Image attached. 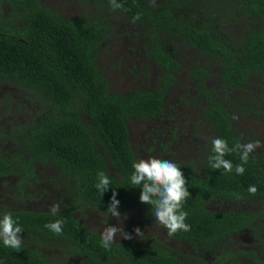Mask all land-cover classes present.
Returning <instances> with one entry per match:
<instances>
[{
    "label": "trees",
    "instance_id": "1",
    "mask_svg": "<svg viewBox=\"0 0 264 264\" xmlns=\"http://www.w3.org/2000/svg\"><path fill=\"white\" fill-rule=\"evenodd\" d=\"M83 2L95 6L98 14L123 15L129 23L140 14L133 24L145 29L146 52L158 67V81L154 89L138 87L128 93L112 89L100 69V51L110 33L104 19H97L99 15L66 19L38 0H0V83L28 91L31 104L39 97L30 120L12 129L0 123V137H15L20 146L11 153L18 154L16 158L0 151V176L17 175L12 187L25 188L31 179L36 181V165L50 161L65 170V176L76 179L65 211L52 215L16 207L7 210L23 228V249L17 252L0 241V264H64L40 248L29 249L24 236L42 247L47 245L43 239L58 244L55 247L68 255L77 249L89 264H118L121 258V264H210L207 259L181 257L160 243L121 245L123 253L117 255V246L105 249L76 213L87 207L108 223L111 215L101 212L108 208L113 190L120 204L152 208L140 202L141 189L130 183L132 164L136 154H142V146L139 139L132 148L129 126H136L135 119L163 117L173 108L168 104L177 90L180 101L192 107L191 114L181 111L179 117L186 127L194 120L191 132L198 140L191 146L196 144L200 154L198 160L176 163L191 195L183 204L190 231L175 236L197 246L230 240L234 234L255 232L263 225L262 208L215 212L208 207L213 200H234L237 193L253 196L247 191L250 185L258 188L254 196L264 200V148L259 157L249 158L242 175L210 169L208 156L212 138L225 139L229 147L257 139L256 132L241 134L235 129L237 123L256 124L263 134L264 0H155L156 7L149 0H118L124 8L115 10L110 0ZM197 105L200 111L194 119ZM204 126L213 134L206 139L200 133ZM161 146L167 149L163 142ZM186 150L190 149L185 146ZM225 158L234 168L241 163L237 153ZM100 171L111 180L102 195L95 187ZM57 219L64 221L62 234L45 227ZM262 247L263 252L257 253L228 245L212 264H237L233 259L239 253L248 254L253 264H264Z\"/></svg>",
    "mask_w": 264,
    "mask_h": 264
},
{
    "label": "flooded vegetation",
    "instance_id": "2",
    "mask_svg": "<svg viewBox=\"0 0 264 264\" xmlns=\"http://www.w3.org/2000/svg\"><path fill=\"white\" fill-rule=\"evenodd\" d=\"M38 1L43 6L55 9L60 15H62L66 19H85L88 16V14L85 12L87 9L84 7L77 6L78 13L76 14V16L71 17L68 11L53 6V3L48 2L49 0ZM81 1L58 0V3L61 4L74 2V5H76ZM92 10H94V14L97 16L99 12L97 11V8L95 6H92ZM109 33H111V31L108 32V34ZM144 41L145 42H140L143 46L137 44L133 45V47L130 49V53L138 58L136 59L135 63H129V69L131 70H129L128 72L133 78V81L139 82L136 86H133L128 91L123 92L128 93L129 91L135 90L138 87L145 89H154L156 87V83L158 81L159 76V70L156 64L151 60L150 56H148L146 52V47L149 46L147 44L148 40ZM145 54L146 58L152 61L157 67V77H154L153 72L149 68L145 69L144 67H142L141 64H143L145 60ZM179 94H181V91H178L176 93L177 101H171L170 104H168V107L171 106L173 108L167 109L163 117H152L146 120L135 119L133 120V122L137 123L136 127L133 128V126H129V137L130 142L132 143V148H136V145L133 141V135L134 140H136L137 137L141 138L140 145L142 146V148L140 152H142V154H136L137 160L141 158L147 159L149 157H155L158 159H168L174 161L175 163H178L180 160H198L200 152L197 150L196 144L193 145V148L191 146L192 142H197L198 140L192 137L191 131H193L192 128L194 120L192 119V123L189 125V127H186V125H182V123H184V120L179 117L181 111H187V113L191 114L192 107L190 105H186V103L181 102L178 96ZM29 95V92H25L20 87L13 86L12 84L6 82L0 83V123L2 128L12 129L13 127L18 126V123H25L20 122V120H18V122H16V120H5V115L7 116V114L10 112V114L15 117L18 114L23 113L24 109L20 111L19 108H24L26 105V109L30 112L32 111L30 116L28 117V120L31 119L32 113L37 111V105L39 104L37 101L39 97H37L35 101L31 104V101L28 98ZM199 111L200 110L197 105V108L193 113L194 119L199 114ZM253 128L256 129L254 130ZM235 129H238V131L245 137L249 133L253 134V132H256L259 134V136H256L257 134H255L257 138L256 140L264 142V139H262L263 135H261L260 129L257 128L256 124L244 121L241 123H237V125H235ZM166 132L167 135L163 136V134ZM186 132H188V134L184 135V133ZM200 133H203L202 137H205V139L208 136L213 135L206 126L200 129ZM251 139H253V137ZM16 140L17 139H15V137H0V141L5 142L4 144H0V151L7 152L8 154L4 155L10 156V158H16L18 154H11L16 151V147H20L18 144L15 143ZM162 142L167 145L166 150H163V147L161 146ZM248 142H252V140L247 139V143ZM183 145L184 149L185 146H187L190 150L182 152L180 150V147H182ZM261 149L262 148L257 149L256 152L252 153L250 157H259V155L262 153ZM183 154L186 155L187 158H184ZM63 171L65 170L55 166V164L50 161L45 166L37 164L36 172L38 176L37 178H35L36 181L34 182L33 179H31L30 183H27L25 188L12 187L14 185L13 181L18 179L17 175L0 176V214L6 212L7 210H12L10 209L11 207H16L17 210L24 209L26 211L32 212L50 213V206L54 203H59L61 206L60 211H65L66 205H68L69 202L68 199H70L69 197L72 193V188H74V184L76 183V179L65 176L62 173ZM199 173L200 175L204 174L202 170H200ZM130 205L131 204L129 202L120 204L118 206L119 211L122 213V215L126 214L127 216V219L123 220L122 226L125 231L132 234L133 238H117V241L113 243V245L117 246V255L123 253L121 245L132 244L140 247H145L150 246L152 244L156 245L159 243L163 248L169 251L173 250L176 253H179L181 257L193 259L194 261L198 258L207 259L210 264H212L213 261H216V255H220L221 249L223 247L226 248L228 245H237L239 249H242L244 251H255L257 253L263 252L262 246H264V243L260 238H264V231H262L264 225V217L262 219L263 225H260V227H258L255 232H251V230H246V232L244 233L234 234L230 240L224 239L222 241L207 243L205 245L199 244L196 246V244L180 239L175 235L169 236L166 228L154 223L155 216L153 215L151 208H131ZM263 205L264 200L257 196H242V199L235 198L231 201L224 199L213 200L208 208L211 211L215 212H225L227 210L229 211L237 209L239 211L251 210L257 212L260 208L264 210ZM90 214L96 216L95 221L91 222L89 220L88 215ZM76 216L80 219L81 224H83L89 231L93 232L97 236H99L100 231L107 224H120V221H118L115 217L112 216H110L111 221H108V223L103 222V220L100 218L99 215H97L95 211L89 210V208L87 207L86 210H84L83 212L76 213ZM136 227H139L144 232L143 238L138 237L134 232V229ZM21 235L23 236L24 234L21 233ZM26 238L28 240L26 242V246L29 249L32 248V250H36V248H40V250H43L45 254H47L50 258L53 254H56V252L54 251L55 249L60 251L61 253H64L59 249V247H55L58 246V244H55L48 240L43 239V242L47 245L42 247L41 245H36L35 243H33L30 237L24 236V239ZM76 250L77 249H75L71 255L65 254L68 255L67 257H76V260L71 259L70 262H67L66 264H78V261L83 262V264H89L85 258H82L79 253H76ZM233 260L237 262V264H253L250 256L245 253H239L237 256H234ZM122 261L123 258H121L118 264H121Z\"/></svg>",
    "mask_w": 264,
    "mask_h": 264
},
{
    "label": "clouds",
    "instance_id": "3",
    "mask_svg": "<svg viewBox=\"0 0 264 264\" xmlns=\"http://www.w3.org/2000/svg\"><path fill=\"white\" fill-rule=\"evenodd\" d=\"M153 7H156L155 0H149ZM111 7L115 9H123L124 5L118 0H110ZM126 10V9H125ZM141 18L140 14L133 16L135 23ZM236 119L237 117H233ZM211 154L208 156V166L212 170L223 169L225 172H232L237 175H242L245 172L244 165L248 163L252 153L257 149L264 148V142L255 140L248 143L237 141L231 147L225 139L215 137L210 140ZM239 154L240 164H236L235 168L232 161L225 158L227 154ZM132 167L134 171L130 177V183L133 187L141 189L139 200L141 203L152 206L151 211L155 216V224L161 225L167 229L169 236H173L180 231H190V225L187 224L186 218L188 213L184 210L183 204L186 198L191 195L187 187V179L185 178L181 167L174 161L168 159H158L149 157L141 158L133 161ZM111 180L109 176L100 171L97 173L96 189L101 195L110 188ZM250 195H255L258 191L256 185H250L247 189ZM237 199H242V196L235 194ZM120 201L117 199V192L113 190L110 198V203L105 212L115 217L120 224H107L100 231L101 245L105 249H109L117 238L132 239V234L125 231L123 228V220L127 219L126 214L119 211ZM61 206L59 203H54L50 206L52 215L60 213ZM64 221L57 219L54 222H49L45 225L46 228L56 234H62ZM23 228L13 218L11 212H3L0 214V241L7 248L16 250L17 252L23 249V236L21 233ZM136 235L143 238L144 232L136 227L134 229Z\"/></svg>",
    "mask_w": 264,
    "mask_h": 264
},
{
    "label": "rangeland",
    "instance_id": "4",
    "mask_svg": "<svg viewBox=\"0 0 264 264\" xmlns=\"http://www.w3.org/2000/svg\"><path fill=\"white\" fill-rule=\"evenodd\" d=\"M48 2L53 3V6L58 7L62 10H66L70 13L71 17L76 16L78 13L77 6L84 7L87 10L85 11L88 16L94 14V10H92V6L88 3H84L81 1L80 3L74 5V2L69 3H58V0H49ZM92 10V11H90ZM97 19L101 20L104 19V23L108 25L109 32V40L102 46L100 51V68L103 72V75L106 76L110 82V85L114 91H128L133 86H136L139 81H133V78L130 76V73L128 72L130 68L129 63L136 62V59L138 57L133 56L130 53V49L133 47V45H142L140 42H145L144 40H148V38L144 35L145 29L143 27H140L136 24H133V22L129 23L127 19L124 18L123 15H116L112 13L111 11H102L100 14H98ZM87 16V17H88ZM143 46V45H142ZM187 65H189V61L186 62ZM142 67L145 69H150L154 77H157L158 71L155 64L146 58L145 54V60L143 64H141ZM182 79H185L182 77ZM141 83V82H140ZM185 87L186 85H181ZM25 92H28L24 90ZM178 91L174 90L171 94L170 100L172 102H176V93ZM195 95V94H194ZM196 96V95H195ZM29 110L23 111V113L18 114L17 116H12L9 112L7 116L5 115V120H20V122H25V120L28 119L29 116ZM134 127V125H132ZM136 127V126H135ZM254 130L256 128H253ZM263 137H264V131H263ZM141 140L140 137H137L136 140H134L133 135V141L137 145V141ZM5 142H1L0 144H4ZM10 150V149H9ZM180 150L184 152V145L180 147ZM184 158H187L186 155L183 154ZM1 198V196H0ZM89 220L91 222L95 221L96 216L93 214L88 215ZM56 254L52 255V259L56 261H62L64 264L67 262H70L71 259H75V256H69L65 255V253H61L58 250H54ZM78 264H83V262L78 261Z\"/></svg>",
    "mask_w": 264,
    "mask_h": 264
}]
</instances>
